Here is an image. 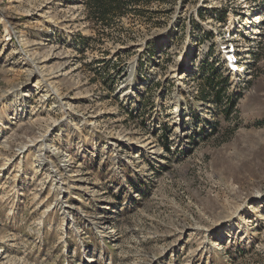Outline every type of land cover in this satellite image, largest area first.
<instances>
[{
	"label": "rangeland",
	"instance_id": "obj_1",
	"mask_svg": "<svg viewBox=\"0 0 264 264\" xmlns=\"http://www.w3.org/2000/svg\"><path fill=\"white\" fill-rule=\"evenodd\" d=\"M263 49L264 0H0V264H264Z\"/></svg>",
	"mask_w": 264,
	"mask_h": 264
},
{
	"label": "trees",
	"instance_id": "obj_2",
	"mask_svg": "<svg viewBox=\"0 0 264 264\" xmlns=\"http://www.w3.org/2000/svg\"><path fill=\"white\" fill-rule=\"evenodd\" d=\"M129 0H87V6L92 15H96L100 19H107L108 17L123 15L127 9ZM263 53L260 55L264 58ZM203 98H205V92L201 89ZM216 104L221 98V92L217 93Z\"/></svg>",
	"mask_w": 264,
	"mask_h": 264
},
{
	"label": "bare ground",
	"instance_id": "obj_3",
	"mask_svg": "<svg viewBox=\"0 0 264 264\" xmlns=\"http://www.w3.org/2000/svg\"><path fill=\"white\" fill-rule=\"evenodd\" d=\"M40 61V60H39ZM38 61V62H39ZM42 61V60H41ZM233 60H231V62H232ZM235 62V61H234ZM236 63V62H235ZM32 65V64H31ZM34 65V64H33ZM39 66V65H38ZM34 68H35V66H33ZM43 67V66H42ZM33 68V69H34ZM39 74V72H38V69H37V67L34 69V70H32L31 71V77H36V75H38ZM40 75V74H39ZM28 77V76H27ZM47 78V77H46ZM44 79V78H43ZM47 80V79H46ZM49 81V80H48ZM30 84L31 83H28L27 84V86L29 85L30 86ZM34 87V86H33ZM37 87V86H36ZM55 93V92H54ZM48 94V93H47ZM59 94V93H58ZM26 95H29V93L28 94H26ZM45 96V95H44ZM49 97H51V95H47V96H45V99H48ZM52 98V97H51ZM58 98V97H57ZM63 99V97H60V100H59V102H61V101H63L62 100ZM43 135V134H42ZM44 137V136H43ZM41 141H43V139L41 140ZM42 144V143H41ZM32 146V145H31ZM26 149H27V147L26 146H23V147H21V149L17 152V154L16 155H18V156H23V153L26 151ZM46 151H47V156L49 155V156H53V157H56L58 154H57V152L53 149V148H50L49 146H48V148L46 149ZM15 154V153H14ZM44 155V154H43ZM40 157V156H39ZM46 157V156H45ZM38 158V157H37ZM48 158V157H47ZM38 159H40V158H38ZM35 160V159H34ZM44 160V159H43ZM56 167V166H55ZM56 169V168H55ZM62 169L63 170H65V171H69L70 169H71V165L69 164V163H64L63 165H62ZM59 171V170H58ZM76 171V170H75ZM72 175H78V174H72ZM70 176V175H69ZM79 176V175H78ZM70 177H72V176H70ZM75 179V178H74ZM78 180L79 181H81V182H84L85 181V178L81 175L80 177H78ZM73 184V183H72ZM76 185V184H75ZM74 186V185H73ZM70 187V186H69ZM75 187V186H74ZM66 207H69L68 205H66ZM216 245V244H215ZM8 260V259H7ZM3 264V263H2Z\"/></svg>",
	"mask_w": 264,
	"mask_h": 264
}]
</instances>
